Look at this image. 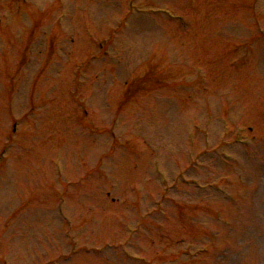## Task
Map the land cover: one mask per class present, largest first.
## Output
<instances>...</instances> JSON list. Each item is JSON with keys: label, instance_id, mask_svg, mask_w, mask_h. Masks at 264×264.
I'll return each mask as SVG.
<instances>
[{"label": "rangeland", "instance_id": "obj_1", "mask_svg": "<svg viewBox=\"0 0 264 264\" xmlns=\"http://www.w3.org/2000/svg\"><path fill=\"white\" fill-rule=\"evenodd\" d=\"M0 264H264V0H0Z\"/></svg>", "mask_w": 264, "mask_h": 264}]
</instances>
